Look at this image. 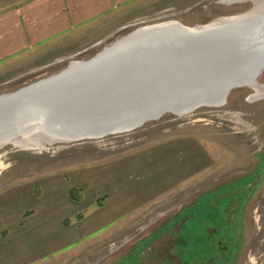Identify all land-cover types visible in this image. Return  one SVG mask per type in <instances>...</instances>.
I'll list each match as a JSON object with an SVG mask.
<instances>
[{"label":"rangeland","instance_id":"obj_1","mask_svg":"<svg viewBox=\"0 0 264 264\" xmlns=\"http://www.w3.org/2000/svg\"><path fill=\"white\" fill-rule=\"evenodd\" d=\"M263 3L0 0V94L89 59L139 26L195 27ZM257 82L233 88L222 105L166 113L124 133L0 146V259L264 264V70ZM23 229L28 244L10 249V234Z\"/></svg>","mask_w":264,"mask_h":264},{"label":"water","instance_id":"obj_2","mask_svg":"<svg viewBox=\"0 0 264 264\" xmlns=\"http://www.w3.org/2000/svg\"><path fill=\"white\" fill-rule=\"evenodd\" d=\"M250 9L241 13L240 19L216 22L217 26L199 24L196 29L174 23L139 26L89 59L70 61L55 74L0 94V140L32 130L37 124L30 120L36 118L42 121L45 134L55 138L45 143H79L132 131L166 113L178 115L202 106L222 105L235 87L254 90L253 85L264 70V11L245 14ZM236 25L255 26L261 36L259 45L247 42L243 51L235 53L227 30ZM130 37L135 38L127 40ZM158 40L159 50L171 51L172 56L138 59L111 70L103 68L108 56L121 46L119 41H126L124 48L134 44L138 47L136 43L140 42L153 48ZM183 54L187 58L180 59ZM250 58L253 61L244 64ZM182 65L185 66L181 69ZM94 69L98 70L97 77H92ZM136 69L139 72H134ZM75 70H83L84 76L67 82L65 79ZM39 102L44 104L43 108L38 107Z\"/></svg>","mask_w":264,"mask_h":264},{"label":"bare ground","instance_id":"obj_3","mask_svg":"<svg viewBox=\"0 0 264 264\" xmlns=\"http://www.w3.org/2000/svg\"><path fill=\"white\" fill-rule=\"evenodd\" d=\"M262 9L264 11V3L262 5L261 10H259L257 12L262 11ZM257 12H248V13H245V14H255ZM240 17H241V15L225 16V17L218 18L217 20L213 21L212 23H207L209 25H207V24H204V25L217 26L216 22H219V23L225 22V20H230L231 18L236 20V19H240ZM170 23L181 24V23L176 22V21H166V22H159V23H153V24H170ZM150 25H152V24H150ZM150 25L147 24L146 27H148ZM181 25L185 26V27H188L190 29H196L197 27H199V26L190 27V26H186V25H183V24H181ZM202 25H200V26H202ZM146 27L145 28H139L138 30L146 29ZM254 29H255V26H247V27H245L244 25L243 26L242 25H238L237 27H233V28L227 30V33L230 32V35L228 34V38L229 39H233L232 40V42L234 44L233 48L236 49L235 53L239 52V51H243V48L246 46L245 43H247V42H250V45H256V44H258L257 43L258 41L261 42V36ZM224 32H226V30ZM237 33H240V34H237ZM132 38H135V37H130L127 40H130ZM126 41H119V43H120L119 45H121V46L117 47L118 49L115 52H112V55L110 57L108 56V59H109L108 62L103 64V68L104 69L111 70V69H113V68H115V67H117V66H119L121 64L133 63V62H135L138 59H140V61H142L145 58H154V57L159 59V56H161V58L162 57L168 58V57L172 56V54H173V52L168 51V50H159V45H160V42H161V41L159 42V40L153 45V48L146 47V43H141V42L140 43H136V44L139 45L138 47H136V45L134 44V45H130V46L124 48L123 44ZM247 44H249V43H247ZM255 47L256 46H254V48ZM250 48L253 49V46H251ZM235 53H231V54L234 55ZM182 58H187L186 54L181 55L180 59H182ZM169 59H174V58L171 57ZM251 61H253L252 58H250L249 61L244 62V64H250ZM155 64L158 65L159 61H156ZM184 66L185 65H182L181 69ZM250 69L251 68H249L248 70H250ZM139 70L140 69H136L134 72H139ZM97 71L98 70H95V69L92 71V74H95L92 77H97L98 76V74L95 73ZM141 71H145V70L141 69ZM108 72L109 71H107L105 73L107 74ZM84 74L85 73L83 72V70H75L72 73H70V75L65 80L67 82H69V83H72L73 81H76L80 76H82V75L84 76ZM248 74H249V72H248ZM241 75L243 76V74L240 73V76ZM204 77H206V75H204ZM195 79H197V77ZM186 80H187V78H186ZM257 85H258V82H256L253 86H257ZM60 86H61V84L57 85V87H60ZM66 87H68V86H66ZM34 104H37V103H34ZM42 106H44V104L40 103V106H38V107H42ZM30 121H34L37 124L36 126H33L32 130H30V129L29 130H23V133L20 136H16L15 138L5 137V138L0 140V146H3V142H2L3 140H5V141L7 140L8 142L12 143L13 145H17V144L30 145V144H32V140H35L37 142V144H43V143H45L44 141H47V140L48 141L49 140H52V141L55 140V138L53 136L49 137V136H47V134H45L46 131H45V128L42 126L43 124H41L42 121L37 120L36 118H33V120H30Z\"/></svg>","mask_w":264,"mask_h":264},{"label":"crops","instance_id":"obj_4","mask_svg":"<svg viewBox=\"0 0 264 264\" xmlns=\"http://www.w3.org/2000/svg\"><path fill=\"white\" fill-rule=\"evenodd\" d=\"M20 228L22 229V227H20ZM15 233H16V231H15ZM11 234L9 236V245H10L9 247H10V249L12 247V242H13L14 245H20L19 243L26 244V245L28 244V238L27 237L24 238L25 235H26L25 230L23 231V234L20 235V237H18L17 235H11ZM3 238H0V245L2 244V241L4 240ZM3 254H5L4 255L5 257L3 256L4 258L2 257L0 259V262H7V264H10L11 262H14V264H17L18 260H21V261L25 260L27 262H33V259H29V260L28 259H22L20 256H18L19 255L18 253L15 254V253H12V252L11 253L4 252ZM22 254H24V253H22ZM24 255L26 256L27 254H24Z\"/></svg>","mask_w":264,"mask_h":264}]
</instances>
